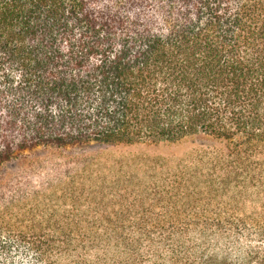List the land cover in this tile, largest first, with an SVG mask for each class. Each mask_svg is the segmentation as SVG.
Here are the masks:
<instances>
[{"label": "trees", "instance_id": "16d2710c", "mask_svg": "<svg viewBox=\"0 0 264 264\" xmlns=\"http://www.w3.org/2000/svg\"><path fill=\"white\" fill-rule=\"evenodd\" d=\"M194 135L130 201L0 175V264H264V0H0V168Z\"/></svg>", "mask_w": 264, "mask_h": 264}, {"label": "rangeland", "instance_id": "374dc122", "mask_svg": "<svg viewBox=\"0 0 264 264\" xmlns=\"http://www.w3.org/2000/svg\"><path fill=\"white\" fill-rule=\"evenodd\" d=\"M212 145H215L212 138L194 135L180 142L157 146L90 142L65 149L39 148L28 152L23 160L1 167L0 175L8 181H15L28 173L35 188H45L46 182L69 180L75 175L77 182L84 183L87 191L94 184L105 182L130 201L138 192L148 188L156 190L155 182L163 181L178 168L187 171L191 157Z\"/></svg>", "mask_w": 264, "mask_h": 264}]
</instances>
